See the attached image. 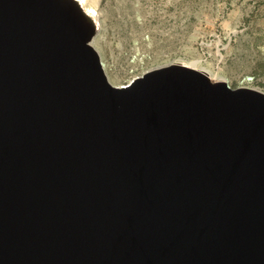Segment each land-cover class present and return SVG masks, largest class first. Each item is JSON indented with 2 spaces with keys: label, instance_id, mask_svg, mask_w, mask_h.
I'll list each match as a JSON object with an SVG mask.
<instances>
[{
  "label": "water",
  "instance_id": "obj_1",
  "mask_svg": "<svg viewBox=\"0 0 264 264\" xmlns=\"http://www.w3.org/2000/svg\"><path fill=\"white\" fill-rule=\"evenodd\" d=\"M96 33L0 0V264H264V93L185 63L114 86Z\"/></svg>",
  "mask_w": 264,
  "mask_h": 264
},
{
  "label": "rangeland",
  "instance_id": "obj_2",
  "mask_svg": "<svg viewBox=\"0 0 264 264\" xmlns=\"http://www.w3.org/2000/svg\"><path fill=\"white\" fill-rule=\"evenodd\" d=\"M99 23L93 46L109 82L196 61L232 88L264 93V0H83Z\"/></svg>",
  "mask_w": 264,
  "mask_h": 264
},
{
  "label": "bare ground",
  "instance_id": "obj_3",
  "mask_svg": "<svg viewBox=\"0 0 264 264\" xmlns=\"http://www.w3.org/2000/svg\"><path fill=\"white\" fill-rule=\"evenodd\" d=\"M74 1L83 9V11L85 12L87 18L92 23V25H94V27L96 28V31L98 32L99 23L96 20L94 12L92 10H88V9L85 8V6L83 4V0H74ZM186 65L188 67H191V68L198 69V70L202 71L203 73L207 74L211 78V80H213V81H224V82H226V80L224 78L214 76L207 69H205V68H203L201 66L199 67L198 62H196V61L186 63Z\"/></svg>",
  "mask_w": 264,
  "mask_h": 264
},
{
  "label": "built area",
  "instance_id": "obj_4",
  "mask_svg": "<svg viewBox=\"0 0 264 264\" xmlns=\"http://www.w3.org/2000/svg\"><path fill=\"white\" fill-rule=\"evenodd\" d=\"M253 79L252 78H245L241 81L242 87H248L250 84H252Z\"/></svg>",
  "mask_w": 264,
  "mask_h": 264
}]
</instances>
